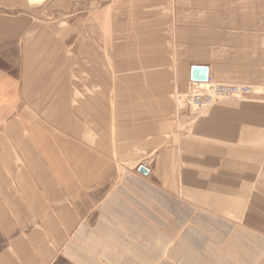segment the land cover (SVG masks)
Instances as JSON below:
<instances>
[{
	"label": "crops",
	"instance_id": "crops-1",
	"mask_svg": "<svg viewBox=\"0 0 264 264\" xmlns=\"http://www.w3.org/2000/svg\"><path fill=\"white\" fill-rule=\"evenodd\" d=\"M59 3L0 14V264H264V102H177L264 86V0Z\"/></svg>",
	"mask_w": 264,
	"mask_h": 264
},
{
	"label": "rangeland",
	"instance_id": "rangeland-1",
	"mask_svg": "<svg viewBox=\"0 0 264 264\" xmlns=\"http://www.w3.org/2000/svg\"><path fill=\"white\" fill-rule=\"evenodd\" d=\"M22 3H19L18 0H11V8H3L0 4V14H18L19 12L24 11H31L34 12L35 10L43 11L41 16H38V18L34 19V23H37L42 26H52L55 29L58 30L60 33V38L64 40V42L69 39H73L76 43L81 41V31H82V13L79 11H82V4L81 3H75V4H66V3H59L58 7H55L54 4H52L53 0H22ZM9 2V3H10ZM33 6H37V9H34ZM77 53V52H76ZM109 53V52H108ZM113 55L112 53L108 54L107 59V74L112 75L114 74L112 72V68L110 67L111 64H113L114 57L109 56ZM205 84V82H200V84ZM219 83V82H218ZM227 84H235V83H227ZM112 88L114 86L113 83H108ZM238 85H244L251 88L252 92L247 95L242 96H236L233 98H227L224 100L219 101L215 105L209 107L205 111L197 114L192 111L189 106H187V96H189L190 92L193 89L192 88L189 92L183 95L177 96V102L178 104H181L182 107H187L191 110L192 114L195 117L202 116L204 113H206L208 110L213 108L214 106L227 101V100H254L258 102H264V86H253V85H245V84H238Z\"/></svg>",
	"mask_w": 264,
	"mask_h": 264
},
{
	"label": "built area",
	"instance_id": "built-area-1",
	"mask_svg": "<svg viewBox=\"0 0 264 264\" xmlns=\"http://www.w3.org/2000/svg\"><path fill=\"white\" fill-rule=\"evenodd\" d=\"M251 88L238 84L218 83L209 78L205 84L193 82V89L187 96V106L194 113H201L221 100L247 95Z\"/></svg>",
	"mask_w": 264,
	"mask_h": 264
},
{
	"label": "water",
	"instance_id": "water-1",
	"mask_svg": "<svg viewBox=\"0 0 264 264\" xmlns=\"http://www.w3.org/2000/svg\"><path fill=\"white\" fill-rule=\"evenodd\" d=\"M209 79L208 68L203 66H194L192 68V80L205 82ZM143 169V168H142Z\"/></svg>",
	"mask_w": 264,
	"mask_h": 264
},
{
	"label": "bare ground",
	"instance_id": "bare-ground-1",
	"mask_svg": "<svg viewBox=\"0 0 264 264\" xmlns=\"http://www.w3.org/2000/svg\"><path fill=\"white\" fill-rule=\"evenodd\" d=\"M229 239H230V238H229ZM232 241H234V240H232ZM232 241H231V242H232Z\"/></svg>",
	"mask_w": 264,
	"mask_h": 264
}]
</instances>
